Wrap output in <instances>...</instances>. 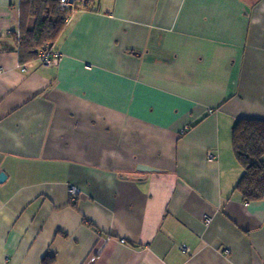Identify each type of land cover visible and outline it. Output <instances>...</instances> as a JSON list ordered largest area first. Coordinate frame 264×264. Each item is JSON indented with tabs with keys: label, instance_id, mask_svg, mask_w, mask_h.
I'll return each mask as SVG.
<instances>
[{
	"label": "crops",
	"instance_id": "0c3cea01",
	"mask_svg": "<svg viewBox=\"0 0 264 264\" xmlns=\"http://www.w3.org/2000/svg\"><path fill=\"white\" fill-rule=\"evenodd\" d=\"M19 22L0 0V264H264L231 147L264 118V0H94L54 64Z\"/></svg>",
	"mask_w": 264,
	"mask_h": 264
},
{
	"label": "trees",
	"instance_id": "16d2710c",
	"mask_svg": "<svg viewBox=\"0 0 264 264\" xmlns=\"http://www.w3.org/2000/svg\"><path fill=\"white\" fill-rule=\"evenodd\" d=\"M94 0H18L19 30L12 32L19 62L39 59L41 52L52 49L71 14L87 9ZM58 52L57 50H54ZM231 147L242 167L234 186L244 201L264 199V118L240 117L231 128Z\"/></svg>",
	"mask_w": 264,
	"mask_h": 264
},
{
	"label": "built area",
	"instance_id": "2783aa9c",
	"mask_svg": "<svg viewBox=\"0 0 264 264\" xmlns=\"http://www.w3.org/2000/svg\"><path fill=\"white\" fill-rule=\"evenodd\" d=\"M71 0H61V3H69ZM59 56H60V53L59 52H56L54 50H45L43 52L40 53L39 55V59L44 63V64H54L58 61L59 59ZM208 157L209 158H215L216 155H213L211 153H208ZM68 192L70 194V197L72 199L75 198L76 194H78L77 192V189L76 187L74 186H70L68 188ZM204 218H205V221L206 223H209L211 221V217L209 215H204Z\"/></svg>",
	"mask_w": 264,
	"mask_h": 264
},
{
	"label": "water",
	"instance_id": "95a60500",
	"mask_svg": "<svg viewBox=\"0 0 264 264\" xmlns=\"http://www.w3.org/2000/svg\"><path fill=\"white\" fill-rule=\"evenodd\" d=\"M142 168H143V169H150V168H148V167H146V166H144V165H143ZM4 178H5V173H4V172H0V181L4 180Z\"/></svg>",
	"mask_w": 264,
	"mask_h": 264
}]
</instances>
